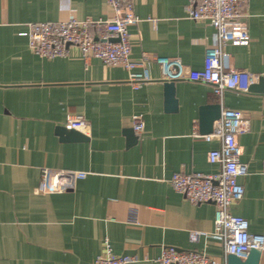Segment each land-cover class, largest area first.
<instances>
[{
    "label": "crops",
    "instance_id": "0c3cea01",
    "mask_svg": "<svg viewBox=\"0 0 264 264\" xmlns=\"http://www.w3.org/2000/svg\"><path fill=\"white\" fill-rule=\"evenodd\" d=\"M188 1L134 0L132 56H146L152 75L134 86L127 69L97 57L87 64L75 46L54 58L29 47L30 22L108 19L106 0H0V264H96L106 238L116 254L131 258L128 264H157L168 246L227 262L215 204L193 203L170 182L179 171H219L208 159L219 142L203 136L216 120L212 131L201 123L211 104L249 118L238 136L249 170L240 178L245 193L231 212L248 219L251 232L264 233V92L225 89L219 96L208 82L176 79L173 108L153 59L204 67L216 29L191 18ZM244 11L250 42L228 44L227 62L264 76V0H247ZM134 114L145 126L140 135L133 129L139 140L131 143ZM69 116L85 118L89 139H63L59 130ZM45 167L74 172L73 188L40 191Z\"/></svg>",
    "mask_w": 264,
    "mask_h": 264
},
{
    "label": "built area",
    "instance_id": "2783aa9c",
    "mask_svg": "<svg viewBox=\"0 0 264 264\" xmlns=\"http://www.w3.org/2000/svg\"><path fill=\"white\" fill-rule=\"evenodd\" d=\"M113 10L108 19L92 20L69 17L60 20L30 22L29 47L42 57L66 56L69 49H79L84 61L89 64L94 57L109 66H121L130 73L129 80L134 86L152 79L146 64V56L137 59L132 56V42L129 26L139 17L134 11V0H106ZM247 0H189L187 11L195 20L208 21L215 31L214 41L207 46L205 64L202 69H193L179 58L153 56L161 66L166 79L189 78L210 83L214 92L222 96L225 89L249 92L250 86L259 79L247 69L231 67L227 62L225 48L228 44L250 42ZM139 68V69H138ZM88 134V124L82 116H69L65 124ZM132 126L137 134L144 130L141 115L132 116ZM249 118L245 111L225 108L216 120L214 130L203 134L206 140L217 139L218 147L208 153V159L220 166L214 173L175 172L170 178L172 186L193 203L213 202L216 206L215 234L224 245L226 254L235 253L245 257L252 248L264 251V233L249 230V221L231 212V205L240 200L245 186L240 181L249 172L241 160L242 148L238 136L247 131ZM264 176V164L262 169ZM74 172L60 170L52 172L43 168L40 191L54 192L73 188ZM198 232L192 234L193 239ZM129 256L116 254L106 238L104 250L98 254L96 264H128ZM157 264H227L205 251L181 250L174 246L163 249L156 259Z\"/></svg>",
    "mask_w": 264,
    "mask_h": 264
},
{
    "label": "water",
    "instance_id": "95a60500",
    "mask_svg": "<svg viewBox=\"0 0 264 264\" xmlns=\"http://www.w3.org/2000/svg\"><path fill=\"white\" fill-rule=\"evenodd\" d=\"M167 101L168 104L175 108L177 105V100L175 97V79H167ZM250 91L264 92V76L260 75L258 82L253 83L250 86ZM221 116V105L211 104L205 107V111L202 114V127L208 131H212L215 120L219 119ZM60 134L63 135L65 140H86L89 139L88 136L79 130L68 128L67 126H61L59 130ZM129 135V141L131 143L137 142L139 136L135 134L133 128L127 130ZM262 251L257 248H252L245 257H241L235 253H229L227 256V264H259Z\"/></svg>",
    "mask_w": 264,
    "mask_h": 264
}]
</instances>
